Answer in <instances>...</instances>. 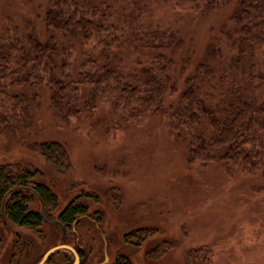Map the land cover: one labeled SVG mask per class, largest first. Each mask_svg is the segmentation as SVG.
Segmentation results:
<instances>
[{
  "label": "trees",
  "instance_id": "16d2710c",
  "mask_svg": "<svg viewBox=\"0 0 264 264\" xmlns=\"http://www.w3.org/2000/svg\"><path fill=\"white\" fill-rule=\"evenodd\" d=\"M227 6L233 7L232 32L221 33L230 44L213 38L195 64L177 72L184 39L159 17L206 15ZM36 18L47 40L30 29L0 37L2 133L33 131L43 96L66 122L102 101L127 121L163 117L172 136L187 142L189 162H220L227 173L264 176V0H49ZM76 48L81 62L72 69ZM35 149L58 174L71 169L61 143ZM42 176L22 163L0 165V214L18 228L34 230L42 222L28 208L31 195L49 211L57 205ZM82 213L69 203L57 220L68 227Z\"/></svg>",
  "mask_w": 264,
  "mask_h": 264
},
{
  "label": "rangeland",
  "instance_id": "374dc122",
  "mask_svg": "<svg viewBox=\"0 0 264 264\" xmlns=\"http://www.w3.org/2000/svg\"><path fill=\"white\" fill-rule=\"evenodd\" d=\"M48 1L0 0V37L6 30L30 29L47 40L36 16ZM232 8L178 14L176 20L159 17L161 24L180 29L184 39L175 57L177 72L195 64L213 38L220 35L230 44L224 34L232 32ZM76 52L70 56L72 69L81 62ZM34 121L33 131H0V165L22 163L43 175L39 181L57 205L49 211L31 195L28 208L43 211L47 220H57L69 203L87 207V213L64 242L58 226L41 222L31 231L3 224L0 217V264H35L60 243L80 247L85 257L80 264H264L261 173H227L220 162H189L187 142L172 136L163 117L127 121L102 101L81 119L66 122L53 115L43 96ZM50 141L67 150L71 169L65 174L34 150ZM69 261L73 254L61 249L46 264Z\"/></svg>",
  "mask_w": 264,
  "mask_h": 264
},
{
  "label": "flooded vegetation",
  "instance_id": "af4514ba",
  "mask_svg": "<svg viewBox=\"0 0 264 264\" xmlns=\"http://www.w3.org/2000/svg\"><path fill=\"white\" fill-rule=\"evenodd\" d=\"M68 205H66L61 211H63L66 207H67ZM73 206H76V207H78V208H80V209H82V211H83V213L82 214H78L77 216H76V218H75V220L70 224V226H68V227H65V226H63L58 220H55V221H58L62 226H63V228L65 229V233H64V235L62 234V237H61V240H62V242H64V237H65V235H66V233L68 232V231H71V229H72V227H74V226H77V224H78V219L79 218H81L82 216H84L86 213H87V207H85V206H81V205H73ZM39 215H40V213H39ZM43 215H44V213H43ZM0 217H1V220H2V222H3V224H5V222H9L11 225H13V226H15V227H17L16 225H14L12 222H10V220L5 216V214L3 213L2 215H0ZM41 218V217H40ZM45 218V217H44ZM46 219V218H45ZM41 220H42V222H44L43 221V219L41 218ZM47 220V219H46ZM49 221V220H48ZM45 223V222H44ZM47 224V223H46ZM56 226V225H55ZM59 227V226H58ZM60 228V227H59ZM25 229H28V230H31V231H33L32 229H30V228H25ZM61 229V228H60ZM61 232H62V229H61ZM59 245H66V246H69V247H71V248H73L75 251H76V253H77V256H78V264H80V263H82L83 261H84V259H85V257H84V252H82V250L80 249V247H77V246H70V245H67V244H64V243H60ZM57 246V245H56ZM52 248V247H51ZM50 249V248H49ZM48 250V249H47ZM46 250V251H47ZM61 250V249H60ZM65 251H68V252H70L69 250H67V249H64ZM45 251V252H46ZM44 252V253H45ZM43 253V254H44ZM71 253V252H70ZM73 254V253H72ZM42 257V256H41ZM40 257V258H41ZM52 257V256H51ZM51 257L44 263V264H46V263H49L50 262V260H51ZM39 258V259H40ZM74 255H73V261L72 262H70L69 261V263L68 264H73L74 263ZM38 259V260H39ZM107 259V261L106 262H108V258L106 257H104V260H106ZM37 260V261H38ZM103 260V261H104ZM36 261V262H37ZM36 262H35V264H36ZM116 264H117V261H116ZM125 264V263H124Z\"/></svg>",
  "mask_w": 264,
  "mask_h": 264
},
{
  "label": "water",
  "instance_id": "95a60500",
  "mask_svg": "<svg viewBox=\"0 0 264 264\" xmlns=\"http://www.w3.org/2000/svg\"><path fill=\"white\" fill-rule=\"evenodd\" d=\"M40 217L43 219V221L47 224H50V225H56V226H59L61 229H62V234L64 235L65 233V229L63 228V226L58 222V221H48L44 218V215H43V211L40 212ZM60 249H67L69 250L71 253H73L74 255V263L73 264H78V256H77V253L76 251L69 247V246H66V245H57V246H54L50 249H48L43 255L42 257L36 262V264H44L56 251L60 250Z\"/></svg>",
  "mask_w": 264,
  "mask_h": 264
}]
</instances>
